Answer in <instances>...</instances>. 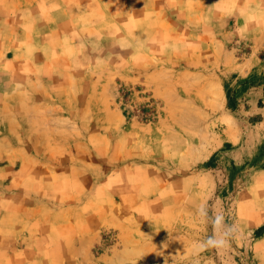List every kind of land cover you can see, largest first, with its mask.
Masks as SVG:
<instances>
[{"label":"rangeland","instance_id":"obj_1","mask_svg":"<svg viewBox=\"0 0 264 264\" xmlns=\"http://www.w3.org/2000/svg\"><path fill=\"white\" fill-rule=\"evenodd\" d=\"M0 264H264V0H0Z\"/></svg>","mask_w":264,"mask_h":264},{"label":"clouds","instance_id":"obj_2","mask_svg":"<svg viewBox=\"0 0 264 264\" xmlns=\"http://www.w3.org/2000/svg\"><path fill=\"white\" fill-rule=\"evenodd\" d=\"M211 242V241H210ZM221 243H224V241L222 240Z\"/></svg>","mask_w":264,"mask_h":264}]
</instances>
